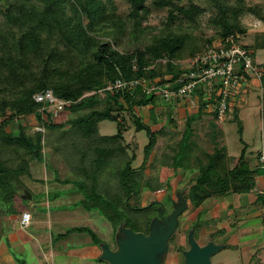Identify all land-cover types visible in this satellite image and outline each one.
<instances>
[{
  "label": "rangeland",
  "instance_id": "obj_1",
  "mask_svg": "<svg viewBox=\"0 0 264 264\" xmlns=\"http://www.w3.org/2000/svg\"><path fill=\"white\" fill-rule=\"evenodd\" d=\"M101 2L112 6L106 8V12L112 9L116 16L124 20V35L117 45L112 43L108 33H104L107 30L103 28L89 30L84 16L77 20L73 16L70 0L61 1L62 14L58 15L56 23L58 22L60 27H66L80 22L86 27L89 38L109 42L112 48L122 53L129 52L134 47L152 45L159 38L183 35L185 41L171 62L185 68L206 46H216L222 42L225 36L219 21L221 17L222 19L225 17L226 22L232 21L236 28L243 30L242 33L233 32L228 35H232L236 44L246 45L250 51L254 50L255 66L263 72L264 23L247 12L241 14V8L260 9L264 12V0H225L222 15L212 0H172V7L170 5L157 7L152 4V0H145L147 13L139 20L135 30L132 20L127 15L130 9L127 0H101ZM178 5L184 8L193 5L200 11L197 17L190 21L173 8ZM53 27L57 28V26ZM0 28H4L2 21ZM49 33L56 36L57 32ZM164 58H156L148 65L161 66L165 61ZM90 93L92 92L85 94ZM97 94L101 97L102 91H97ZM233 102L237 110L231 108L226 112L219 125L222 134L216 138L218 145L225 148L228 167L235 163L243 144H246V155L250 157L252 155H249L248 151L251 150L255 154L261 146V141L264 142V90L261 89L256 75L250 74L243 82L239 97ZM157 107L154 123H151L145 107L135 109L143 122L154 131L164 118V111ZM169 110L175 118L176 126L168 129L169 134L166 135L156 132L154 146L147 156L142 171H139L138 175L127 173L125 176H119V172L131 156H133L131 168H136L141 163L142 149L147 137L143 130L135 132L128 114L121 113L129 128L120 141V144L126 143L128 146L123 151L124 158L118 155L116 158H107L99 168L85 163V171L88 174L82 182L85 194L91 187L107 200L113 199L115 195L125 196L126 191L120 186V182L136 180L138 184L133 186L130 196H125V201L133 208L127 214L131 217L133 214H138L143 219L142 227H137L142 230L140 232L152 238L162 237L169 232L166 223L170 222V217L172 218L173 231L165 240H158L154 244L161 248V251L155 254V264H185L183 252L189 250L190 239L200 247L206 242L216 247L215 251L208 255L209 264H264V227L259 225L260 219L243 218L245 205L241 204V194L231 193L224 197L208 198L196 207L185 201V189L190 185L189 180L198 177L202 163L199 160L202 158L195 148L190 147L183 148L182 155L179 152V160L176 164H173L172 160L175 145L182 140L185 117L194 111V107L180 101ZM235 111L242 128L241 134L237 132V124L233 121ZM208 112L205 111L201 119L192 125V135L196 144L199 145L200 151L206 152H210L213 147L209 140L213 130L208 126L211 120L206 117ZM78 114L79 112L71 116ZM71 116L67 111H61L53 114L52 120L65 122L66 119L72 118ZM20 122L26 127V132L41 130L31 114L20 118ZM66 128H68L67 124L63 129ZM6 129L17 134L16 122H12ZM97 131L100 135L114 134L116 122L102 120L97 123ZM239 138L243 144L239 142ZM42 152L44 162L29 161V175L22 176L20 182L16 184L17 192L27 191L29 198L23 199L15 195L8 206H2L0 209L2 234L0 264H109L102 256V250L117 251L120 242L129 240L131 243L132 238L126 233L131 230H123L121 224H118L117 227L115 226L114 234L112 225L101 216L105 208H86L82 204L85 194L73 185L75 177L71 164L67 165L61 155L50 147L44 148ZM180 161L182 165L179 164ZM253 164L255 163H249V165ZM12 207L14 212L11 214L9 210ZM142 207L146 208L142 209ZM161 210L162 214L159 216ZM20 211L30 215L29 224L24 228L11 229L10 223L13 218L18 217ZM241 219L244 220L242 225ZM136 224L134 223L133 226ZM77 227L89 229L94 234L96 242L91 243L89 233L78 232ZM59 234L63 235L56 239Z\"/></svg>",
  "mask_w": 264,
  "mask_h": 264
},
{
  "label": "trees",
  "instance_id": "obj_2",
  "mask_svg": "<svg viewBox=\"0 0 264 264\" xmlns=\"http://www.w3.org/2000/svg\"><path fill=\"white\" fill-rule=\"evenodd\" d=\"M61 1L0 0V21L4 24V28H0V209L2 206H8L15 195L22 198L23 192H17L16 184L20 182L22 176L29 175V161L44 162L42 152L44 148L50 147L61 155L67 165L71 164L72 169H70L75 177L73 185L83 192L82 182L84 177L88 176L85 163L99 168L107 158H116L117 155L124 158L123 151L128 146L126 143L120 144V141L129 128L121 113L128 114L133 130L135 132L143 130L147 140L142 149L141 163L136 168H131L133 161L131 156L124 163L119 176H125L127 173L138 175L154 146L156 132L166 135L176 126L175 118L170 114L169 109L179 104L180 99L165 100L155 90L146 93L142 85L118 89H107V86L120 79L143 80L151 86L167 84L172 87L173 80L182 71L190 69L181 68L171 62L185 41L184 36H166L155 40L152 45L134 47L131 51L122 53L112 48L109 42L89 38L86 27L80 22L74 26L60 27L56 20L58 15L62 14ZM70 1L73 6V16L77 20L84 16L89 30L103 28L107 30L104 33L110 35L114 45L120 43L124 35V20L116 16L112 9L106 12V8L112 6L103 4L101 0ZM144 1L127 0L130 4L127 15L132 20L134 30L139 20L147 13ZM212 2L222 15L225 0H212ZM152 4L157 7L173 6L172 0H152ZM173 8L190 21H193L200 11L193 5L187 8L178 5ZM244 12L264 23V12L260 9L241 8V14ZM219 23L224 36L233 32H243L242 29L236 28L232 21L226 22L225 17L224 19L221 17ZM53 26L57 28L54 29ZM51 31H56V36L50 34ZM241 47L249 51L252 63L255 65L254 50L250 51L246 45ZM161 57H165L161 66L148 65L152 60ZM243 75L248 79V73L243 72ZM259 85L264 90V68L259 76ZM46 88L51 89L56 98L68 102L59 112L67 111L70 116L78 112L79 114L71 116L72 118L66 119L65 122L52 120L53 114L47 104L33 100L35 93ZM100 90L101 97L97 94ZM88 92L92 93L85 94ZM211 103L214 105L215 100L212 99ZM143 107L148 110L151 123L155 122L156 107L164 111V118L156 131L151 130L135 112V109ZM234 108L235 106L232 107ZM203 113H205L204 102H200L193 112L186 115L182 140L175 145L172 160V163L176 164L179 160V152L182 155L183 148L190 147L195 148L202 158L199 160L202 163L198 177L189 180L190 185L185 189V201L195 207L208 198L224 197L231 193L248 194L253 191L254 177L262 174L257 161L249 165L246 144H243L241 138L239 142L243 147L233 166H227L225 148L218 145L216 139L217 136H221L222 130L216 124L214 110L208 112L211 119L208 126L213 130L211 137L209 135L213 145L212 150L200 151L192 135V125L201 119ZM30 114L41 130L26 132V127L21 124L20 118ZM102 120L116 122V132L111 135H100L97 131V123ZM233 121L237 124V132L241 134L242 128L237 114L233 116ZM12 122H16L17 134L6 129ZM65 124L68 128L63 129ZM179 164L182 165V161ZM136 184L137 181L132 179L120 182V186L126 191L125 196H130ZM83 193L85 194V191ZM125 196L115 195L113 199L107 200L90 187L85 197L83 196L82 204L86 208H105L101 216L112 225L114 234L118 224H121L123 230L140 232L142 230L137 227H142L143 219L138 214H133L132 217L127 214L133 208L127 205ZM258 197L263 200L264 196L258 195ZM9 212L11 214L14 212L13 207ZM131 222L137 224L133 226L134 223ZM140 223L141 225H138ZM76 230L89 233L90 242L93 244L96 242L94 234L89 229L77 227ZM62 235H57L56 239L61 238ZM1 237L0 231V240Z\"/></svg>",
  "mask_w": 264,
  "mask_h": 264
},
{
  "label": "built area",
  "instance_id": "obj_3",
  "mask_svg": "<svg viewBox=\"0 0 264 264\" xmlns=\"http://www.w3.org/2000/svg\"><path fill=\"white\" fill-rule=\"evenodd\" d=\"M218 44L206 46L202 52L197 54L185 67L190 69L182 71L173 80L172 87L167 84L151 86L143 80L123 81L117 79L108 86V89L142 85L146 93L155 90L165 100L178 98L194 109L200 102H204V110L209 112L214 110L215 121L220 123L226 112L233 107V101L239 97L241 86L247 79L243 72L256 75L258 81L263 72L252 63L249 51L233 41L232 35L225 36ZM212 99L215 100L214 105L211 103ZM33 100L47 104L54 115L68 103L56 98L49 88L35 93ZM256 159L264 175V143L261 145ZM256 191L264 196V188ZM29 221L30 215L21 211L18 217L12 219L10 228H24L28 226Z\"/></svg>",
  "mask_w": 264,
  "mask_h": 264
},
{
  "label": "water",
  "instance_id": "obj_4",
  "mask_svg": "<svg viewBox=\"0 0 264 264\" xmlns=\"http://www.w3.org/2000/svg\"><path fill=\"white\" fill-rule=\"evenodd\" d=\"M29 193L24 191L22 198H29ZM159 212V216H161ZM170 222L166 223L169 232L162 237L152 238L141 232L126 231L131 236L132 242L129 240L119 243L117 251L103 249L102 256L109 264H155V254L161 251V248L154 245L158 240H165L173 231ZM190 248L184 252L185 264H209L208 255L215 251L216 247L212 243L199 246L194 240H189Z\"/></svg>",
  "mask_w": 264,
  "mask_h": 264
},
{
  "label": "crops",
  "instance_id": "obj_5",
  "mask_svg": "<svg viewBox=\"0 0 264 264\" xmlns=\"http://www.w3.org/2000/svg\"><path fill=\"white\" fill-rule=\"evenodd\" d=\"M207 118H210L209 115L206 116ZM218 126L220 125V123H216ZM220 127V126H219ZM263 140L261 141V145L263 144ZM261 147V146H260ZM256 150V153L254 154L251 150H249V155L251 154L252 156L249 157L250 161L249 162H253L256 163L257 161V157L255 156L259 150ZM254 188H253V192L249 193V194H241V204H244V212H243V218L248 219V218H257L260 219L262 227H264V197L263 200L258 197V195H261L259 193H257V189H263L264 188V175H257L254 177ZM263 196V195H261ZM242 211V210H241ZM244 224V220L241 219V225ZM251 227H254L253 225H251ZM242 228H250V227H242ZM242 230V229H241ZM262 239L259 240V242H261ZM262 248V247H261ZM261 252V251H260Z\"/></svg>",
  "mask_w": 264,
  "mask_h": 264
},
{
  "label": "flooded vegetation",
  "instance_id": "obj_6",
  "mask_svg": "<svg viewBox=\"0 0 264 264\" xmlns=\"http://www.w3.org/2000/svg\"><path fill=\"white\" fill-rule=\"evenodd\" d=\"M189 243V242H188ZM208 242H206V244H207ZM185 252V251H184ZM184 252H183V254H184Z\"/></svg>",
  "mask_w": 264,
  "mask_h": 264
}]
</instances>
